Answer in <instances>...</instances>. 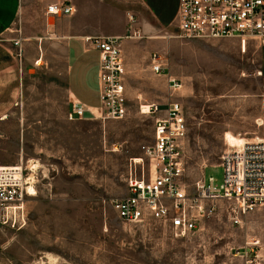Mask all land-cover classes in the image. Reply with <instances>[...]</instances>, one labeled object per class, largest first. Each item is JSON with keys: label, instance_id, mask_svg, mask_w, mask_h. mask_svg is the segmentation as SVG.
<instances>
[{"label": "rangeland", "instance_id": "1", "mask_svg": "<svg viewBox=\"0 0 264 264\" xmlns=\"http://www.w3.org/2000/svg\"><path fill=\"white\" fill-rule=\"evenodd\" d=\"M169 30L177 40L144 56L147 65L130 78L122 120L69 122L63 92L51 101L45 82H23L6 115L12 128L0 129V165L32 175L36 194L26 198L22 228L0 227V264H226L234 249L256 240L264 264V213H244L236 200L218 202L182 237L159 221L124 223L111 209L131 177L153 171L143 148L152 145L154 119L139 106L158 104L168 76L182 83L171 98L187 122L181 150L188 191L202 178L220 184L226 150L264 139V48L248 41L243 53L234 39L182 40ZM152 54L164 75L151 72Z\"/></svg>", "mask_w": 264, "mask_h": 264}, {"label": "built area", "instance_id": "2", "mask_svg": "<svg viewBox=\"0 0 264 264\" xmlns=\"http://www.w3.org/2000/svg\"><path fill=\"white\" fill-rule=\"evenodd\" d=\"M46 13L67 16L72 8L54 4L47 7ZM174 23L176 37L182 40L234 39L240 49L248 41H256L264 48V0H177ZM85 42L99 53L100 106L91 110L72 100L67 119L81 120L88 113L94 119L122 120L127 115V101L120 39L89 37ZM151 63L153 74H165L157 54L151 55ZM167 84L171 92L182 87L181 81L170 76ZM139 113L154 119L152 145L143 148L144 155L153 163V171L147 177L144 173L131 177L127 194L110 201L120 221L163 222L174 235L182 237L195 231L200 220L213 215L218 202L236 200L244 213H264V139L226 150L220 158V184L213 177L207 182L202 178L191 192L182 180L181 143L187 134L183 107L176 101L164 106L150 103L140 105ZM30 189H33V176L25 174L22 167L0 166V227L20 229L25 225V201ZM259 246L256 240L234 249L233 260L226 264H260Z\"/></svg>", "mask_w": 264, "mask_h": 264}, {"label": "crops", "instance_id": "3", "mask_svg": "<svg viewBox=\"0 0 264 264\" xmlns=\"http://www.w3.org/2000/svg\"><path fill=\"white\" fill-rule=\"evenodd\" d=\"M54 4L69 5L72 13L48 15L47 7ZM176 9L177 0H0V129L12 128L6 115L27 79L45 82L51 101L61 91L68 105L76 100L91 110L100 106L99 53L85 42L89 37L120 39L127 93L136 67L147 65L145 57L163 53L177 40L169 30L175 28ZM161 88L158 104L174 101L167 79ZM82 120L96 119L86 113Z\"/></svg>", "mask_w": 264, "mask_h": 264}, {"label": "bare ground", "instance_id": "4", "mask_svg": "<svg viewBox=\"0 0 264 264\" xmlns=\"http://www.w3.org/2000/svg\"><path fill=\"white\" fill-rule=\"evenodd\" d=\"M246 51V45L244 47H242V52L244 53ZM36 193H35V190L34 188L33 189H30V196H34Z\"/></svg>", "mask_w": 264, "mask_h": 264}]
</instances>
